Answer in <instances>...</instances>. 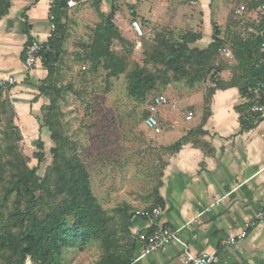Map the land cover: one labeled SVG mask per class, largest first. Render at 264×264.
Instances as JSON below:
<instances>
[{
	"label": "crops",
	"instance_id": "crops-1",
	"mask_svg": "<svg viewBox=\"0 0 264 264\" xmlns=\"http://www.w3.org/2000/svg\"><path fill=\"white\" fill-rule=\"evenodd\" d=\"M69 1L10 0L7 15L0 18V73L18 76L19 84L12 93L17 101L33 106L35 111L41 102L32 104L19 97L28 90L26 84L46 80L48 70L41 66L26 73L25 50L34 41L52 39L55 34L51 31V18H55L57 8L65 31V47L70 42L69 33L73 34L72 17L78 20V33L83 35L84 20L95 21L96 16L100 24V14L108 16L113 11L114 24L125 39L140 38L132 28V21L136 20L153 37L164 28L176 34H200L201 39L194 45L199 48L212 44L216 30L220 40L229 46L228 40L243 37L248 28L263 25L259 9L264 0H72L77 3L74 7L68 6ZM242 5L247 11L237 18L235 12ZM224 60L229 70L222 78L229 83L236 61ZM198 94L200 102L194 100ZM198 94L170 100L177 107H169L174 111L170 112L172 117L163 118V124L153 130L158 146L164 149L184 138L187 142L164 158L166 165L158 194L163 214L154 220L146 214L136 219L134 235L170 228L179 232L180 240L193 256L216 253L217 264H264V224L249 229L245 240L228 244L264 209V112L253 113L252 100L237 87H230L218 90L210 98V116L204 120L205 98L203 93ZM182 107H195L196 115L182 118ZM131 264L187 263L183 246L172 243L146 258L140 259L136 253Z\"/></svg>",
	"mask_w": 264,
	"mask_h": 264
},
{
	"label": "rangeland",
	"instance_id": "rangeland-1",
	"mask_svg": "<svg viewBox=\"0 0 264 264\" xmlns=\"http://www.w3.org/2000/svg\"><path fill=\"white\" fill-rule=\"evenodd\" d=\"M72 18L73 34L69 33L70 42L63 46L52 81L26 84L28 90L22 91L23 96L19 97L31 100L32 104L41 102L40 109L35 111L33 106L30 108L29 104L25 106L17 101L12 93L14 88L3 91L0 97V148L18 146L30 168L39 166V173L44 174L54 161L51 150L56 143L46 125L50 108H54L57 129L67 143V151L77 155L85 165L98 205L111 219L110 233L124 253L134 243L132 234L136 219L150 215L160 207L157 193L166 165L164 158L172 154L158 146L157 134L145 125L149 105L159 95H166L174 101L203 93L205 115L210 103L209 92L215 87L209 88L207 83L192 89L185 79L166 85L159 81L144 101L134 99L129 95V74L135 67L145 68L162 80L166 79L164 66L152 58L160 50L157 42L168 38L171 31L164 28L153 37L144 29L141 38L131 36L124 38L125 42L114 41L111 50L124 59L126 71L118 77L108 78V72L101 65L92 69L83 61L99 19L95 16V21L84 20L85 31L79 35V22L76 17ZM233 65L234 68L236 63ZM167 75L172 78V73ZM194 100L200 102V95L194 96ZM171 111L169 107L159 110L160 125L163 118L172 117ZM195 113V107L180 109L182 118ZM15 134L19 136L18 141ZM40 142L44 144L45 156L41 165L36 159V155L42 152L38 147ZM6 170H9L8 166ZM5 184L0 182V212L7 216L14 208V198L4 202ZM103 256L102 248L94 245L85 251L66 252L64 264H98ZM3 263L0 253V264ZM26 264L33 262L28 259Z\"/></svg>",
	"mask_w": 264,
	"mask_h": 264
},
{
	"label": "trees",
	"instance_id": "trees-1",
	"mask_svg": "<svg viewBox=\"0 0 264 264\" xmlns=\"http://www.w3.org/2000/svg\"><path fill=\"white\" fill-rule=\"evenodd\" d=\"M10 5V0H0V18L7 15ZM59 9L54 11V16L61 39L54 35L49 41L50 49L43 54V66L48 70L45 82L52 81L64 45L65 31ZM114 17V11L108 16L100 14L102 22L96 27L92 43L83 57L84 63H89L92 69L101 65L108 72V78L118 77L126 71L124 59L111 50L114 41H126L114 24ZM219 36L220 32L216 30L212 44L199 48L194 45L201 39L200 34L170 32L168 38L157 42L160 50L152 58L164 66L166 79L162 80L145 68L135 67L129 74V95L144 101L159 81L166 85L185 79L192 89L201 84L214 85L209 92L210 98L218 90L230 87H237L243 96L250 98L249 89L264 83V55L258 52L260 39L252 37L245 41L239 36L228 40L236 66L232 70V81L225 83L222 76L229 67L219 50L226 42ZM168 73H172V78ZM4 90L0 88V97ZM260 104L264 106V97ZM149 115L147 112L145 118ZM209 116L208 108L204 120ZM55 118V109L50 108L46 125L56 147L51 150L53 164L44 174L39 173V166L30 168L18 146L0 148V182H6L4 202L14 198V208L7 216L0 212L3 264H26L28 259L33 264H64L66 252L85 251L94 245H99L104 252L98 264H131L138 250L137 237L132 234L134 243L129 250L124 253L119 250L110 233L111 219L98 205L91 190L89 173L78 156L67 151V143L57 129ZM242 123L245 124L243 120ZM16 136L18 141L19 136ZM186 142L187 138H184L166 149L172 153L179 151ZM38 147L42 152L36 159L41 165L45 161L44 144L40 142ZM157 199L161 207L163 203Z\"/></svg>",
	"mask_w": 264,
	"mask_h": 264
},
{
	"label": "built area",
	"instance_id": "built-area-1",
	"mask_svg": "<svg viewBox=\"0 0 264 264\" xmlns=\"http://www.w3.org/2000/svg\"><path fill=\"white\" fill-rule=\"evenodd\" d=\"M84 2H93L96 0H83ZM189 1V0H185ZM77 3L74 1H69L68 6L74 7ZM247 11V7L242 5L236 12L235 15L237 18H242ZM260 16L263 20V25L260 28H248L243 33V39L245 41L249 40L252 37H257L260 39L258 52L260 55H264V4L259 9ZM51 31L55 34L57 39H61V36L57 34V26L55 24V18H51ZM132 28L138 37H143L142 25L139 21L134 20L132 22ZM50 49L49 42H38L34 41L27 46L25 50V60H24V69L26 73H30L37 68L43 66V54ZM223 59L234 60V53L230 46L225 45L219 50ZM19 84L18 76L15 74H4L0 73V88H15ZM214 87V85H212ZM249 95L251 100L254 103L251 111L253 113L264 112L263 106L260 104L262 98L264 97V83L260 82L256 86L249 89ZM171 107L176 109V105L170 102V99L166 95H159L155 97L151 104L149 105L148 112L149 117L145 120V125L150 130H157L159 127L158 122V111L163 107ZM191 115L188 119H191ZM163 214V208H155L148 217L151 220L157 219ZM264 224V209L261 210L251 225L247 224L246 229L240 233L237 237L230 238L228 244L234 245L238 241H243L247 238V229L250 226ZM137 242L139 244V249L137 250L138 258H146L155 252H158L165 247L171 245L172 243H179L184 248V259L187 264H217L219 262V257L216 253H204L200 256H193L188 250L187 245L182 242L179 238V232L170 228H163L159 231L153 232L151 234H139L137 236Z\"/></svg>",
	"mask_w": 264,
	"mask_h": 264
}]
</instances>
